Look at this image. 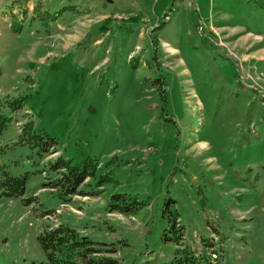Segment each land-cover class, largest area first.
<instances>
[{"label":"rangeland","instance_id":"rangeland-1","mask_svg":"<svg viewBox=\"0 0 264 264\" xmlns=\"http://www.w3.org/2000/svg\"><path fill=\"white\" fill-rule=\"evenodd\" d=\"M58 158L97 162L82 193ZM60 225L116 264H264V0H0V264H52Z\"/></svg>","mask_w":264,"mask_h":264},{"label":"trees","instance_id":"trees-1","mask_svg":"<svg viewBox=\"0 0 264 264\" xmlns=\"http://www.w3.org/2000/svg\"><path fill=\"white\" fill-rule=\"evenodd\" d=\"M26 11L27 8H23V13ZM96 163L95 160H85L82 163L71 164L69 161L58 158L52 165V168L57 172V179L46 185H49L51 188H57L64 195L68 196L82 193V191H79V187L87 178L95 175V171L97 170ZM10 181L12 183L3 182V185L11 190L10 195L24 194L26 187L25 179L8 180V182ZM169 221L172 223L170 232H172L176 243L179 244L178 235L174 230L176 219L174 217ZM166 237L172 239L171 236ZM40 241L46 252L48 261L52 264H116V261L111 257H98L99 255L96 254H99V251L93 248V246L85 248V245L88 243L92 244V242L88 239L84 240L76 231L65 228L63 225L41 235ZM183 253L184 256L181 260L188 264H197V262L203 264H222L220 261L214 262L212 256L207 253L200 255H192L186 251H183Z\"/></svg>","mask_w":264,"mask_h":264}]
</instances>
